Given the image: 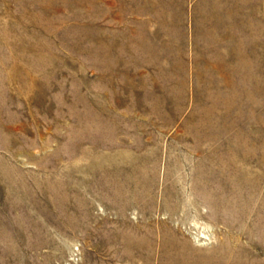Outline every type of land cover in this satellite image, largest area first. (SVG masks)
<instances>
[{
	"label": "rangeland",
	"instance_id": "374dc122",
	"mask_svg": "<svg viewBox=\"0 0 264 264\" xmlns=\"http://www.w3.org/2000/svg\"><path fill=\"white\" fill-rule=\"evenodd\" d=\"M0 264H264V0H0Z\"/></svg>",
	"mask_w": 264,
	"mask_h": 264
},
{
	"label": "bare ground",
	"instance_id": "6f19581e",
	"mask_svg": "<svg viewBox=\"0 0 264 264\" xmlns=\"http://www.w3.org/2000/svg\"><path fill=\"white\" fill-rule=\"evenodd\" d=\"M244 174V173H243ZM243 174H241V175H243ZM244 176V175H243ZM238 177H240V176H238ZM243 180L245 181V179H244V177H243ZM243 181V182H244ZM247 181V180H246ZM250 181H252V180H250ZM252 183L254 184V182L252 181ZM234 197V196H233ZM231 199V198H230ZM233 200H234V198H233ZM250 201V200H249ZM234 203V202H233ZM231 260H232V258H231Z\"/></svg>",
	"mask_w": 264,
	"mask_h": 264
}]
</instances>
